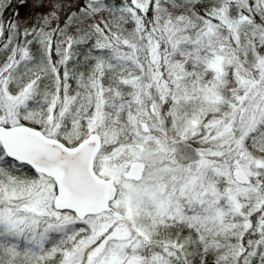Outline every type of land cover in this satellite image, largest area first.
I'll list each match as a JSON object with an SVG mask.
<instances>
[{
    "label": "snow or ice",
    "instance_id": "obj_1",
    "mask_svg": "<svg viewBox=\"0 0 264 264\" xmlns=\"http://www.w3.org/2000/svg\"><path fill=\"white\" fill-rule=\"evenodd\" d=\"M0 264H264V0H0Z\"/></svg>",
    "mask_w": 264,
    "mask_h": 264
}]
</instances>
